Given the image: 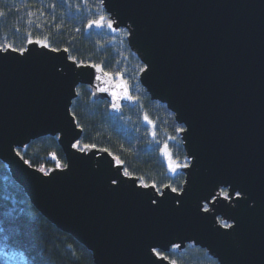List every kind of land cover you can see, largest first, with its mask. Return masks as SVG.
Returning <instances> with one entry per match:
<instances>
[{"label": "water", "instance_id": "95a60500", "mask_svg": "<svg viewBox=\"0 0 264 264\" xmlns=\"http://www.w3.org/2000/svg\"><path fill=\"white\" fill-rule=\"evenodd\" d=\"M101 1L145 65L141 86L184 128L181 192L143 187L107 151L78 147V86L114 115L137 102L125 80L34 42L23 54L0 51V160L95 264H171L158 252L188 245L219 264H264V0ZM47 136L66 167L44 173L17 150Z\"/></svg>", "mask_w": 264, "mask_h": 264}, {"label": "trees", "instance_id": "16d2710c", "mask_svg": "<svg viewBox=\"0 0 264 264\" xmlns=\"http://www.w3.org/2000/svg\"><path fill=\"white\" fill-rule=\"evenodd\" d=\"M0 13V46L26 49L31 34L33 41L40 40L50 49L66 50L78 64L99 65L115 80L128 83L137 103L124 106L122 115L111 114L107 100L93 101L90 89L78 86L71 113L82 130L79 148L87 145L107 150L140 184L181 192L185 175L179 172L170 176L161 151L167 145L172 159L188 166L181 138L184 128L165 104L151 100L141 86L145 65L129 47L127 30L88 26L101 15L110 20L101 0H0ZM17 152L31 167L43 168V172L66 167L57 137L40 138ZM0 228V261L4 264H95L86 247L35 209L1 160ZM3 237H8L6 246ZM158 254L171 264H219L194 245L180 253L171 250Z\"/></svg>", "mask_w": 264, "mask_h": 264}, {"label": "snow or ice", "instance_id": "6c2138e0", "mask_svg": "<svg viewBox=\"0 0 264 264\" xmlns=\"http://www.w3.org/2000/svg\"><path fill=\"white\" fill-rule=\"evenodd\" d=\"M0 15H3V13H0ZM92 25H95V26H97V27H103V26H106V27H108L109 29H111V28L113 27V23H112V21H111V20H108L104 15H101V16H99L98 19L91 21V22L89 23L88 26H89V27H92ZM30 37H31V34H29L28 43H33V42L36 43V44H40V43H41L40 40H35V41H33ZM44 46L47 47L48 45H47V44H44ZM7 50H11V51H19L21 54H23V53L26 51V49H24V48H21V49L13 48L11 44H6V45H2V46H0V51H7ZM52 50H53V51H57V49H52ZM92 67L97 68L98 71H102V68H101V66H99V65H92ZM104 75H109V74H108V73H104ZM97 79H99V77H97ZM121 87L124 89V96H125V98H127V99H132L130 96L127 95V86H126V85H121ZM112 95H113V97H117V98H119V97H118V94H117L116 92H113ZM113 107H117V106L114 104ZM146 119H147V118H146ZM180 130L182 131L183 129H180ZM74 146H75V145H74ZM85 147L87 148V147H94V146H87V145H86ZM165 148H167V145H165ZM105 151H107V150H105ZM165 154H167V153H165ZM53 158H55V157H53ZM118 163H120V162L118 161ZM184 166L187 167V165H184ZM178 167H180V165L174 163V162L171 160V158H169V169H170L172 172H175L176 169H177ZM40 171L43 172L44 169L41 168ZM124 175H126V176L129 175V173L127 172V170L124 171ZM112 183H113V184H117L118 181H117L116 179H113V180H112ZM141 183H142V186H143V187H148V185L143 184V182H141ZM151 186H152L153 188H155V184H153V185H151ZM171 190H172L173 192L176 191L175 188H172ZM157 191H159V190L157 189ZM231 195H232V193L225 192V193H224V199H226V200L229 199V198L231 197ZM235 195H236L237 197H239V196H240V193H239V192H236ZM152 203L155 204V203H157V201H156L155 199H153V200H152ZM204 210H205V211H208V208L205 207ZM224 227H232V225H228V224L225 223V224H224ZM2 232H3V229L0 228V233H2ZM7 240H8V237H3L4 246H6V242H7ZM0 252H3V249H2V248H0ZM3 254H4L5 256L7 255V253H3ZM0 264H4V262H3V261H0ZM173 264H174V262H173Z\"/></svg>", "mask_w": 264, "mask_h": 264}, {"label": "rangeland", "instance_id": "374dc122", "mask_svg": "<svg viewBox=\"0 0 264 264\" xmlns=\"http://www.w3.org/2000/svg\"><path fill=\"white\" fill-rule=\"evenodd\" d=\"M112 23H113V22H112ZM114 30H115V29H114ZM165 153H167V154H165ZM161 156H162V159L164 160V162H165V164H166V166H167L168 173H169L170 175H175V174H177L179 171H181L182 169L186 168L184 165H182V164H180V163L174 161V160L172 159L171 154L169 153L168 149L165 148V147H164V148L162 149V151H161ZM169 158H171V160H172L174 163L180 165V167H178V168L176 169L175 172H172V171L169 169ZM44 173H49V172H44Z\"/></svg>", "mask_w": 264, "mask_h": 264}]
</instances>
